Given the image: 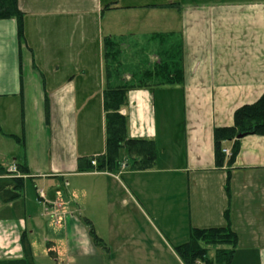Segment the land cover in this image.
Wrapping results in <instances>:
<instances>
[{"label": "crops", "instance_id": "crops-1", "mask_svg": "<svg viewBox=\"0 0 264 264\" xmlns=\"http://www.w3.org/2000/svg\"><path fill=\"white\" fill-rule=\"evenodd\" d=\"M19 7L23 43L17 20L0 19V164L10 173L26 162L29 173L20 198L0 199V259L23 256L25 233L34 260L39 238L54 264L64 254L83 264H185L175 248L194 229L230 225V264H264V136L242 137L232 165V141L221 167L214 148L215 127L233 125L236 109L264 93V0ZM169 32L183 39V83L130 90L121 108L129 137L154 142L155 165L137 169L123 151L116 171L79 169L107 149L105 37L154 48L150 37Z\"/></svg>", "mask_w": 264, "mask_h": 264}, {"label": "trees", "instance_id": "trees-1", "mask_svg": "<svg viewBox=\"0 0 264 264\" xmlns=\"http://www.w3.org/2000/svg\"><path fill=\"white\" fill-rule=\"evenodd\" d=\"M174 5V3L167 4ZM15 18L18 24L20 43L25 41L24 13L19 7V0H0V19ZM158 47V61L150 63L147 56L140 57L135 70L129 69V63L123 58V37L107 36L104 39L105 69L107 88L104 95L106 114V152L97 157H83L79 160V169L116 171L123 163L122 152L132 158L133 167L148 169L156 163L154 142L144 138L129 137L127 118L121 108L128 101L130 90L138 88H156L168 84H181L184 81V46L181 34L176 32L156 33L150 37ZM139 52V51H138ZM130 75V79H126ZM264 136V93L252 103L236 109L233 125L217 126L214 129V148L216 165L221 167L226 162L224 152L226 141H232L231 156L227 165H232L239 153L241 138L238 135ZM96 160L94 165L92 162ZM21 175L9 173L0 164V199L10 202L20 198L25 186L24 175L29 173L26 162L18 163ZM228 190V184H227ZM91 235L97 243L99 236L91 229ZM238 245V235L230 225L194 229L191 238L178 245L175 250L185 264H230ZM23 256L21 258H2L0 264H35L31 243L24 233L21 236ZM215 246V255L210 256V247Z\"/></svg>", "mask_w": 264, "mask_h": 264}, {"label": "rangeland", "instance_id": "rangeland-1", "mask_svg": "<svg viewBox=\"0 0 264 264\" xmlns=\"http://www.w3.org/2000/svg\"><path fill=\"white\" fill-rule=\"evenodd\" d=\"M154 43V48H151V43L149 42H142L140 45L142 46H139V47H136L134 46L135 44H139V42H135L133 41L132 42V46L131 47H128V48H124V53H123V58L126 62H128L129 64V69L130 70H135V65L136 63L138 62L137 59H139L140 57H145L147 56L148 57V60L150 63H154V62H157L158 61V53L156 52L157 50V43L156 42H152ZM127 45V44H126ZM124 46V45H123ZM139 51V52H138ZM126 76H130V75H126ZM160 166H162V164L160 163ZM10 168V167H9ZM14 175H19V174H14ZM29 185H30V182H29ZM34 194L36 195L35 193V189L31 190V195L34 197ZM36 241V244H35V264H54V260L52 259V256L50 255L49 252H47V257L45 258V256L42 255V253H45L44 252V248L40 247V242L41 240L39 238H36L35 239ZM213 250V249H212ZM84 257H80V256H67V255H62L61 258H60V263L59 264H83V259ZM94 262H100V263H104L105 262V257L99 261L98 259L94 260ZM203 264H206L203 262Z\"/></svg>", "mask_w": 264, "mask_h": 264}, {"label": "built area", "instance_id": "built-area-1", "mask_svg": "<svg viewBox=\"0 0 264 264\" xmlns=\"http://www.w3.org/2000/svg\"><path fill=\"white\" fill-rule=\"evenodd\" d=\"M224 152L227 154L229 153L228 149H224ZM94 165L96 164V160L92 162ZM9 171L11 174H17V166L15 164L11 165L9 168Z\"/></svg>", "mask_w": 264, "mask_h": 264}, {"label": "water", "instance_id": "water-1", "mask_svg": "<svg viewBox=\"0 0 264 264\" xmlns=\"http://www.w3.org/2000/svg\"><path fill=\"white\" fill-rule=\"evenodd\" d=\"M242 137H243V135H241V134H240V135H238V138H242Z\"/></svg>", "mask_w": 264, "mask_h": 264}]
</instances>
